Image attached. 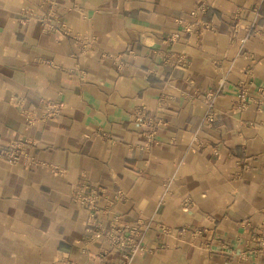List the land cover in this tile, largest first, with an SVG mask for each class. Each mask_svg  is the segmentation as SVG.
Wrapping results in <instances>:
<instances>
[{"label":"crops","instance_id":"0c3cea01","mask_svg":"<svg viewBox=\"0 0 264 264\" xmlns=\"http://www.w3.org/2000/svg\"><path fill=\"white\" fill-rule=\"evenodd\" d=\"M50 1L73 34L94 35V50L80 53L71 35L20 20L24 8L45 13ZM198 5L204 11L192 14ZM42 101L62 109L26 123L21 109ZM140 108L153 139L152 126L131 119ZM19 138L66 173L9 163L2 150ZM83 171L124 189L114 209L122 223L152 226L129 264H264L254 239L264 235V0H0V264L120 263L90 238L88 208L70 199ZM181 229L202 234L189 243Z\"/></svg>","mask_w":264,"mask_h":264},{"label":"built area","instance_id":"2783aa9c","mask_svg":"<svg viewBox=\"0 0 264 264\" xmlns=\"http://www.w3.org/2000/svg\"><path fill=\"white\" fill-rule=\"evenodd\" d=\"M38 6H43V2L37 3ZM204 5H198L192 14L197 12L202 13L204 11ZM36 18L40 25L41 30H60L68 35H71L78 43L80 47V53L86 54L94 50L95 47V37L94 35H84L80 36L78 34H73L69 27L60 21L56 3L50 1L46 8L45 13L38 14L34 7H26L20 13V20L28 21ZM204 28H212V25L206 24L204 22H198ZM183 29L188 33H193L196 31V24L186 23L183 25ZM242 40H245L242 39ZM101 58L107 56L104 51H98ZM71 74V70L68 71ZM80 75V74H79ZM239 88L242 85L239 84ZM239 105L238 107L244 106L247 99H245V93L243 89H239L238 92ZM203 99L207 105V112L202 117V123L210 125L215 119V94L208 90L204 93ZM17 100L16 103H20ZM161 104V101L159 102ZM62 109L61 102L52 101H42V105L38 109L22 108L21 113L25 118L26 123H33L39 120H45L47 118L53 117L59 113ZM131 119L138 125H150L152 130L146 134L147 139H153L155 134V124L151 117H149L145 111V108L136 109L131 114ZM96 134L100 137H107V133L98 128L96 129ZM29 140L26 138H19L11 141L6 148L2 150L3 156L9 163L21 162L27 167H33L38 165L46 166L50 172L55 175H64L66 169L60 165L54 163H45L37 159L29 150H27V144ZM126 192L124 189L109 190L105 186L96 185L91 183L83 172L79 173V179L75 182L72 191L70 193V199L73 203L84 206L88 208L87 212V230H89V236L91 239H103L106 241L110 250L115 251L119 254L121 261L119 264H129L136 252L143 247L141 243L142 235L152 227L149 223H145L141 220L135 223H122L120 221V215L114 210L115 205L126 199ZM102 213L105 221L98 219V214ZM155 229L162 232H167L168 229L160 224L154 225ZM180 239H184L189 235L187 242L194 243L195 238L202 234V230L193 229L188 232L184 229L179 231ZM260 245V250H264V235H258L254 238ZM202 244V243H200ZM105 251H100L98 256H102ZM63 264H71L68 261H64ZM97 264V263H93Z\"/></svg>","mask_w":264,"mask_h":264}]
</instances>
